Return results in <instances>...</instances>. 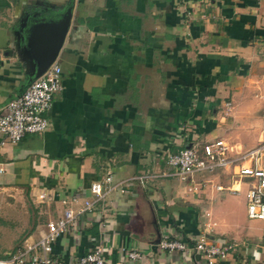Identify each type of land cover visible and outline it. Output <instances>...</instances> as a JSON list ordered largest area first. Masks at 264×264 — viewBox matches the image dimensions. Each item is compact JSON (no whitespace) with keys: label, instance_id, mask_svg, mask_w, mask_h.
I'll use <instances>...</instances> for the list:
<instances>
[{"label":"crops","instance_id":"0c3cea01","mask_svg":"<svg viewBox=\"0 0 264 264\" xmlns=\"http://www.w3.org/2000/svg\"><path fill=\"white\" fill-rule=\"evenodd\" d=\"M68 5L47 126L0 145V225L16 204L24 231L3 256L89 198L53 243L52 264L101 244L106 264H206L156 246L157 234L189 244L201 233L230 245L213 264H264V219L245 216L248 179L234 173L264 130V0H0V112L27 85V30ZM218 138L231 147L228 169L182 181L165 163ZM106 171L124 191L94 200L88 185Z\"/></svg>","mask_w":264,"mask_h":264},{"label":"built area","instance_id":"2783aa9c","mask_svg":"<svg viewBox=\"0 0 264 264\" xmlns=\"http://www.w3.org/2000/svg\"><path fill=\"white\" fill-rule=\"evenodd\" d=\"M60 71V66L54 60L39 76L29 82L19 95L5 103L0 112V145L7 142L15 143L25 134L40 133L45 130L47 120L44 113L51 105L52 95L62 88ZM225 105L227 111L229 104L225 103ZM230 151L231 147L223 139L218 138L200 145L184 146L176 152L166 153L164 159L168 166L174 168L175 174L180 180L187 181L191 180L192 174L197 171H210L215 167L230 168L233 162L228 156ZM263 156L264 130L261 131L257 143L246 149L240 156L242 162L248 161L249 164H240L234 170L238 178L248 179V186L244 192L245 214L248 219H264ZM146 179L147 175L144 174L132 180L142 183ZM114 188L119 192L124 191L119 183L112 181L110 171H106L100 179L92 181L88 185V191L94 200L102 198L105 193ZM42 196V194L38 195V197ZM70 201H76L73 193L70 195ZM61 203L65 204L66 200L62 198ZM91 206V199L85 198L76 209L64 208L56 219L45 222L43 232L36 240L24 241L6 256L0 257V264L56 263V259L52 256L53 243L66 232L74 218L82 215L85 211H90ZM156 246L158 249L166 251H194L203 257L206 264H213L215 258L224 257L230 248V245L212 242L205 233L196 236L189 244L163 235L159 237ZM103 250V244L94 246L77 257L75 264H106ZM126 255L131 259L140 258L137 251H128Z\"/></svg>","mask_w":264,"mask_h":264},{"label":"water","instance_id":"95a60500","mask_svg":"<svg viewBox=\"0 0 264 264\" xmlns=\"http://www.w3.org/2000/svg\"><path fill=\"white\" fill-rule=\"evenodd\" d=\"M71 6L32 24L26 32L31 72L26 84L39 76L57 57L70 25ZM157 240L159 235L157 234Z\"/></svg>","mask_w":264,"mask_h":264},{"label":"rangeland","instance_id":"374dc122","mask_svg":"<svg viewBox=\"0 0 264 264\" xmlns=\"http://www.w3.org/2000/svg\"><path fill=\"white\" fill-rule=\"evenodd\" d=\"M201 144V143H200ZM198 145V144H196ZM263 160V166H264V156L262 157ZM171 167V166H170ZM24 198H26L25 201L31 206L33 209V205L31 204V198L27 193L25 194ZM13 210V211H12ZM32 211V210H30ZM21 212H23L21 209L17 208L16 204H13V208L9 212H7V219L4 224H7V226L0 225V230H6L7 232L0 231V257L3 256V253L6 252L11 245L18 241L23 234V228L19 227L21 224ZM246 216V215H245ZM24 217V215H23Z\"/></svg>","mask_w":264,"mask_h":264}]
</instances>
